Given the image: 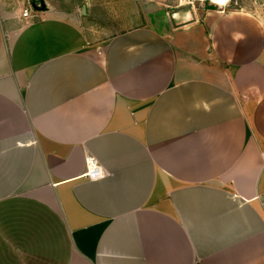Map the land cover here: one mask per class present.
<instances>
[{
    "label": "crops",
    "instance_id": "crops-1",
    "mask_svg": "<svg viewBox=\"0 0 264 264\" xmlns=\"http://www.w3.org/2000/svg\"><path fill=\"white\" fill-rule=\"evenodd\" d=\"M29 1L0 0V264H264V11L94 38Z\"/></svg>",
    "mask_w": 264,
    "mask_h": 264
},
{
    "label": "rangeland",
    "instance_id": "rangeland-1",
    "mask_svg": "<svg viewBox=\"0 0 264 264\" xmlns=\"http://www.w3.org/2000/svg\"><path fill=\"white\" fill-rule=\"evenodd\" d=\"M9 4V9L15 10L22 0H3ZM44 3L48 9H62L75 12L76 16L93 33L94 38H105L123 29L143 24L142 10L156 9L160 11H175L172 0H33ZM233 7L248 11H264V0H232ZM231 5V6H232ZM156 7V8H154ZM84 8V9H83ZM216 7L205 4L196 5V12L211 10ZM231 8V7H230ZM228 9V8H227ZM226 10V9H225Z\"/></svg>",
    "mask_w": 264,
    "mask_h": 264
},
{
    "label": "built area",
    "instance_id": "built-area-1",
    "mask_svg": "<svg viewBox=\"0 0 264 264\" xmlns=\"http://www.w3.org/2000/svg\"><path fill=\"white\" fill-rule=\"evenodd\" d=\"M175 3L176 8H189L195 9L196 5L203 6L205 4L212 5L217 8L219 13H224L225 9L230 8L232 0H172ZM20 4L18 5V7ZM46 7L41 1H29L24 7L21 8V16L23 19H31L33 13L41 11L43 7ZM17 7V8H18ZM262 159L264 162V151L262 152ZM105 173L102 166L92 157H86V173L83 175L89 180H100L104 177Z\"/></svg>",
    "mask_w": 264,
    "mask_h": 264
},
{
    "label": "water",
    "instance_id": "water-1",
    "mask_svg": "<svg viewBox=\"0 0 264 264\" xmlns=\"http://www.w3.org/2000/svg\"><path fill=\"white\" fill-rule=\"evenodd\" d=\"M84 9V8H83ZM42 10L44 11V10H46V7L44 6L43 8H42Z\"/></svg>",
    "mask_w": 264,
    "mask_h": 264
}]
</instances>
